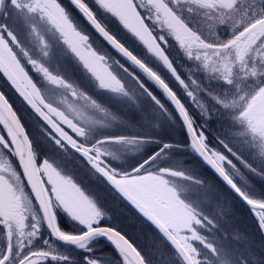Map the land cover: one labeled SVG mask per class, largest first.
I'll return each mask as SVG.
<instances>
[{"label":"snow or ice","instance_id":"6c2138e0","mask_svg":"<svg viewBox=\"0 0 264 264\" xmlns=\"http://www.w3.org/2000/svg\"><path fill=\"white\" fill-rule=\"evenodd\" d=\"M0 81V264H264V0H0Z\"/></svg>","mask_w":264,"mask_h":264},{"label":"rangeland","instance_id":"374dc122","mask_svg":"<svg viewBox=\"0 0 264 264\" xmlns=\"http://www.w3.org/2000/svg\"><path fill=\"white\" fill-rule=\"evenodd\" d=\"M14 97V96H13ZM15 98V97H14ZM16 101V100H15ZM17 102V101H16ZM241 211V212H239ZM135 221V218L131 217V214H124L122 213L115 221L114 223L119 227L125 229H128L130 232L132 231L130 225L132 224V221ZM238 227L242 229H247L251 231L254 227L253 221L248 213L243 212V210L240 208V205L237 204L235 208V219L233 221ZM137 239V238H136Z\"/></svg>","mask_w":264,"mask_h":264},{"label":"trees","instance_id":"16d2710c","mask_svg":"<svg viewBox=\"0 0 264 264\" xmlns=\"http://www.w3.org/2000/svg\"><path fill=\"white\" fill-rule=\"evenodd\" d=\"M240 208L243 210V212L247 213V210L240 206ZM241 212V211H239ZM131 214L132 218H135L131 212H124V214ZM242 213V212H241ZM132 221V220H131ZM132 231L130 232L128 229H125V227L121 228L124 232L128 233L129 236L133 237L136 239L138 243L141 245L145 244L147 241L144 239V233L145 229H143L142 225L140 224L139 220L135 218V221H132V224L130 225ZM254 227V226H253Z\"/></svg>","mask_w":264,"mask_h":264},{"label":"flooded vegetation","instance_id":"af4514ba","mask_svg":"<svg viewBox=\"0 0 264 264\" xmlns=\"http://www.w3.org/2000/svg\"><path fill=\"white\" fill-rule=\"evenodd\" d=\"M0 83H2V81H0ZM13 100H14V102H16L14 97H13Z\"/></svg>","mask_w":264,"mask_h":264}]
</instances>
